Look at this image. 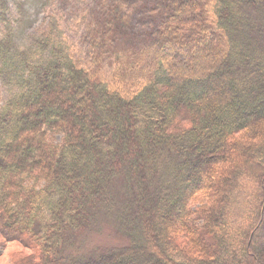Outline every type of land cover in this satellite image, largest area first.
Segmentation results:
<instances>
[{
    "label": "trees",
    "instance_id": "16d2710c",
    "mask_svg": "<svg viewBox=\"0 0 264 264\" xmlns=\"http://www.w3.org/2000/svg\"><path fill=\"white\" fill-rule=\"evenodd\" d=\"M161 8L136 81L79 64L53 18L20 44L0 11V257L264 264V0ZM100 214L120 239L76 253Z\"/></svg>",
    "mask_w": 264,
    "mask_h": 264
},
{
    "label": "rangeland",
    "instance_id": "374dc122",
    "mask_svg": "<svg viewBox=\"0 0 264 264\" xmlns=\"http://www.w3.org/2000/svg\"><path fill=\"white\" fill-rule=\"evenodd\" d=\"M4 1L5 9L0 6V11L4 10L5 17L11 20L20 44L27 43L53 18L66 37L76 61L92 69L95 63H100V66L96 65L97 69L112 81L118 59L139 64L135 69L127 70L134 81L142 75V69L158 60L156 46L159 36L154 32L163 16V0ZM5 24H0L1 29ZM178 49L172 51V56L179 57L183 64L188 63L185 52ZM5 94V89H2V97ZM55 138L60 141L61 135ZM120 237L115 218L104 214L90 229L76 238L74 236L73 246L76 253L85 254L95 246L106 247ZM16 249V246H10L6 255L0 257V264H13L12 255Z\"/></svg>",
    "mask_w": 264,
    "mask_h": 264
}]
</instances>
